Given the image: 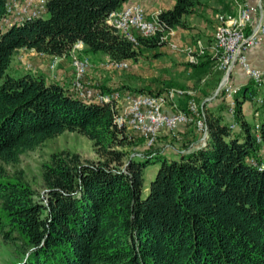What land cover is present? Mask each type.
I'll return each mask as SVG.
<instances>
[{
    "label": "trees",
    "instance_id": "trees-1",
    "mask_svg": "<svg viewBox=\"0 0 264 264\" xmlns=\"http://www.w3.org/2000/svg\"><path fill=\"white\" fill-rule=\"evenodd\" d=\"M45 1L44 16L2 30L0 0V239L21 256L9 264H264V104L261 143L240 110L255 94L252 83L236 97L234 130L219 95L226 104L205 108L206 147L168 158L157 143L131 155L128 147L142 138L115 124L111 104L86 102L42 76L10 74L19 49L70 58L78 42L85 54L137 63L203 0H175L157 16L163 32L136 34V44L106 23L129 0ZM129 92L163 93L145 86ZM66 131L89 139L97 159L51 154L40 166L38 194L22 170H10ZM151 164L160 168L143 196Z\"/></svg>",
    "mask_w": 264,
    "mask_h": 264
},
{
    "label": "built area",
    "instance_id": "built-area-1",
    "mask_svg": "<svg viewBox=\"0 0 264 264\" xmlns=\"http://www.w3.org/2000/svg\"><path fill=\"white\" fill-rule=\"evenodd\" d=\"M236 10L234 14H221L217 17V24L212 40L204 44L196 40L193 47L187 49L188 62L197 64L205 56H209L215 63V68L222 72L215 96L223 95L227 103V114L232 118L229 129L237 126L236 97L240 87L230 83L231 73L236 65L241 66L249 77L255 94L252 96L254 103L253 118L254 137L257 143L262 142L260 134V109L264 104V68L255 69L249 66L246 52L262 41L264 35V19L252 18L261 6H250L239 0H232ZM45 0H6V16L1 21V29H7L15 25H22L26 21L44 16L46 12ZM156 14L152 19H147L144 9L136 3H126L123 7L111 13L106 23L108 26L121 33L130 42L136 44V34L150 37L157 32H163L162 26ZM174 30L163 32L162 40L166 43L169 35H174ZM177 49L176 45L172 46ZM83 44L74 45L70 63L73 69L70 89L72 95L86 102L111 104L116 114L115 124L120 128L139 135L146 146L156 144L159 134L166 130L175 136L182 125L194 123L201 138L195 147L204 148L208 141V129L205 124V108L198 105L193 99H189L185 110H179L173 103L174 97L183 96L182 90H167L161 94L131 93L120 90L105 91L101 88H92L83 80L87 71L92 67V61L88 54H79ZM201 58V59H200ZM101 66L107 69L119 70L129 66L127 61H113L106 58ZM172 104L171 113L165 111L166 105ZM264 116V115H263ZM257 166L252 159L248 160ZM264 168V164L260 169Z\"/></svg>",
    "mask_w": 264,
    "mask_h": 264
},
{
    "label": "rangeland",
    "instance_id": "rangeland-1",
    "mask_svg": "<svg viewBox=\"0 0 264 264\" xmlns=\"http://www.w3.org/2000/svg\"><path fill=\"white\" fill-rule=\"evenodd\" d=\"M213 15L216 27L217 17L221 15V12H214ZM215 27L212 38L215 32ZM177 40L178 38H176L175 34L172 36L169 35L164 46L153 50H144L142 58L138 63L129 62V66L127 68L119 70L104 68L103 66H101V63L103 62L102 56L88 54L92 59L93 64L96 65V72L98 70L100 71L97 72V81L92 82L88 79L89 69L84 76L83 81L92 88L104 87L109 88L110 90L108 91L119 90V88H122L120 91L129 92L130 86H145L146 88L153 91L162 90V92L171 89L182 90L185 92V95L189 96V99H193L198 105H202L204 106V108H206L205 103L207 102H204V99L207 98L208 95L204 93L203 96L198 98L196 97L195 93L192 92L194 91L192 86L193 83L200 82L201 86L206 84L207 79L206 77H203L206 74L201 75L202 73H204V70H196L199 64H194V68H190L187 66L189 63L187 49L193 47L192 45L195 42L183 44L179 42V40ZM173 45H176L177 49L173 48ZM83 53L84 47L79 54L81 55ZM68 60L70 62L71 58H68ZM57 64L58 60L53 58L48 63V71L53 74L52 71L56 69ZM13 65H15V71H17V73L21 72V74H36L38 72L37 70H39L37 67L39 65L32 61V55H26V53H18L17 55H15ZM10 74L15 78L21 76V74H13L12 72H10ZM57 79L58 78H56L55 76H51L52 81L58 83L60 86L62 85L64 89H67L69 93L72 94L70 84L67 87ZM122 84H125L127 87L125 88V86H123ZM189 99H187V101ZM166 107H169L171 109L172 104L168 103ZM247 121L251 126H253L255 123L252 115L251 118ZM161 134H159L156 143L169 145L168 148L166 147L164 149L165 154L169 150H171L172 147H176L181 143V141H178L176 138V136H178L177 132L175 133V136H172V134L166 132V130L163 133L164 136L163 134ZM193 138H195V136ZM135 140L136 144L133 147H128V150L130 151L129 153H131V155L133 156L136 154V152H142L144 147L148 148L143 139ZM187 140V138H184L182 140L183 143L176 148L181 147L182 149H185ZM190 147L192 148V146H189V148ZM63 151L77 153L84 161H93L97 159L92 147V142L89 139L77 132L66 131L52 139L47 140L42 146L35 149L34 151H30L22 155L20 157L18 165L10 171L22 170L24 172L25 178L29 181L36 192L38 194H42L44 192V187L40 178L41 163L48 160L51 154ZM167 155L169 156L170 153H167ZM159 168L160 164H151L145 170L143 196L146 195L145 189L149 186ZM19 258H21V256H17V254L14 253V249L3 243L0 239V264H9L14 262L15 260H18Z\"/></svg>",
    "mask_w": 264,
    "mask_h": 264
},
{
    "label": "crops",
    "instance_id": "crops-1",
    "mask_svg": "<svg viewBox=\"0 0 264 264\" xmlns=\"http://www.w3.org/2000/svg\"><path fill=\"white\" fill-rule=\"evenodd\" d=\"M239 1L245 2L250 6L260 5L261 6L260 11H258L255 15H253L252 18L253 19L263 18L264 19V0H239ZM128 3L139 4L144 9L146 18L152 19L156 14H159L162 11L171 9L175 3V0H129ZM216 10L220 11L221 14L229 15V14L235 13L236 7L232 0H203L201 4L197 5L194 8L193 13L188 15L184 19V24H185L184 27H179L174 30L175 36L176 38H178L179 42L183 44L184 43L187 44L190 42L193 43L196 40H201L204 44H209L210 41L212 40V34L214 31V27H215V19H214L213 13L217 12ZM18 53H26V55L27 54L32 55V61L39 65L37 66L39 69L37 70L38 72L33 75L42 76L45 79L46 83L48 84L54 83V81L51 80V76L52 77L55 76L56 78H58L57 79L58 81L63 83V85L68 87V85L70 84L71 78L73 75V69H72L71 63L69 62L68 58L49 56V55L37 53L34 50H27V49L17 50L14 53V57ZM94 55L102 56L103 61L107 58V56L102 55V54H94ZM14 57H13V60H14ZM53 58L58 60V64H57L56 69L52 71L53 72L52 74L48 71L47 67H48V63ZM246 58H247V62L250 67L255 68V69L264 68V35L259 45L250 48L246 52ZM13 60L10 66V72H12L13 74H21V72L17 73V71H15L16 69H14L15 65H13ZM95 69H96V65H94L92 62V67L89 70V75H88L89 76L88 79L92 82L97 81V75H98L97 72L100 71L98 70L96 72ZM196 70H204V73H202L201 75L206 74L203 77H206L207 80H206V84H204L203 86L200 85V82L193 83L192 86H193L194 91L192 92L195 93L196 97L198 98L203 96L204 93L208 95V97L204 99V102L205 101L207 102L205 103L206 108L211 109V110L220 109L222 105L221 101L223 99H221L219 95L215 96V92L222 78V72L219 71L217 68H215V63L212 61V59L208 55L205 56V58L199 64ZM230 83L233 86L244 88L248 86L251 83V81L249 77L247 76V74L244 72V70L241 68V66L236 65L231 73ZM122 85L127 87L125 84H122ZM130 88L135 89V88H140V86L139 87L130 86ZM101 89L105 91L110 90L109 88H104V87H102ZM187 99L188 97L185 95L176 96V98H174L173 100V103L175 104L176 108L181 110L182 109L181 106L186 105ZM240 110H241V116L243 120L248 122L247 120L251 118V115L253 116L254 103L252 101H245L241 105ZM165 111L168 113H171V109L169 107H165ZM222 116H223L224 122H227L228 124L231 123L232 118H230L229 115L227 114V108H226V111L222 113ZM161 133L163 134L164 132H161ZM235 133H239V130L237 129ZM177 134L178 136H176V138L178 141H181L180 144L183 143L182 140L184 138L188 139L186 141L187 145H188V142L192 140V144L189 145V146H192V148L191 147L189 149H182L181 147L176 148L180 146L179 144L176 147H172V149L169 150L170 152L169 151L167 152V153H170L169 156L166 153V156L168 158H178L179 156L186 155L192 150H195V147L197 146L201 138V134L197 131L194 124L180 126L177 130ZM194 136L195 138H193ZM158 145L160 147H164V149L166 147L168 148L169 146L167 144L165 145L158 144ZM260 151H261V154H264V141L260 145Z\"/></svg>",
    "mask_w": 264,
    "mask_h": 264
},
{
    "label": "water",
    "instance_id": "water-1",
    "mask_svg": "<svg viewBox=\"0 0 264 264\" xmlns=\"http://www.w3.org/2000/svg\"><path fill=\"white\" fill-rule=\"evenodd\" d=\"M146 190H148V189H146Z\"/></svg>",
    "mask_w": 264,
    "mask_h": 264
}]
</instances>
